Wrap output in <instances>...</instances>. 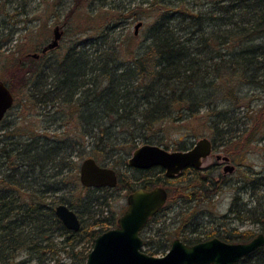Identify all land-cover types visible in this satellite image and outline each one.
I'll return each mask as SVG.
<instances>
[{
  "label": "trees",
  "instance_id": "trees-1",
  "mask_svg": "<svg viewBox=\"0 0 264 264\" xmlns=\"http://www.w3.org/2000/svg\"><path fill=\"white\" fill-rule=\"evenodd\" d=\"M85 1L73 0L66 11V28L74 29V37L64 51L54 55L55 48L42 53V46H34L39 54L35 59L28 55L29 46L8 50L5 68L11 76L1 81L13 94V104L42 116L50 113L55 130L51 135L18 129L11 133L7 127L9 134L0 139V264H84L94 238L116 226L118 217L102 209L109 206L107 192L114 189L130 193L175 183V190H167V201L180 198L189 204L207 198L218 184L200 168H185L173 178L160 167L133 170L138 176L128 179L120 172L122 166L129 168L127 160L137 144L164 145L169 129L180 121L204 110L213 149L222 147L226 154L237 151L233 149L242 141L252 142L264 125L263 103L231 130L233 115L240 107L248 109L255 98L241 93V87L258 89L264 84V0H198V8L197 2L155 0L153 21L140 44L132 36L110 38L108 12L81 14ZM28 14L24 0H0V49L12 40L13 29L7 26ZM247 117L254 126L249 131L244 127L243 140L236 130L248 124ZM188 133L190 139L200 136L195 129ZM182 143L176 149H185ZM86 158L114 168L116 185L82 186L78 168ZM261 171L242 177L230 207L238 216V193L249 192L255 205L247 207L246 202L243 211L258 226L257 232L201 236L181 222L171 229H151L149 236L141 237L142 250L157 256L175 238L191 245L212 237L247 242L264 234V168ZM59 192L57 200L51 199ZM60 203L80 220L88 215L90 223L81 224L78 231L66 229L54 214ZM162 210L147 221L140 236ZM235 264H264V245Z\"/></svg>",
  "mask_w": 264,
  "mask_h": 264
},
{
  "label": "rangeland",
  "instance_id": "rangeland-1",
  "mask_svg": "<svg viewBox=\"0 0 264 264\" xmlns=\"http://www.w3.org/2000/svg\"><path fill=\"white\" fill-rule=\"evenodd\" d=\"M43 1L44 0H24L29 14L26 17L25 15L17 16L15 20L19 21L15 25L10 24L7 26L13 29V33L11 34L12 40L8 43H4L5 40H7L4 36V44L0 49V80L2 78H9L11 76L9 70L5 68L6 59L10 56V52L8 51L9 48H11V50H16L26 46L25 48L28 49L29 46L30 51L28 52V55L37 53L32 47H45L53 39L55 27H58L59 31L61 32V37L58 41V46L55 48V55L56 53L64 51L69 45V39L74 37V29L71 28L68 30L66 28L68 25L70 26V20H67L65 16L66 11L70 8L73 0H62V4L57 7L52 6V2L47 4ZM158 1L86 0L84 5L80 8V12L84 15L87 12H92L93 14L105 11L108 12L110 22L109 25L113 27V29H110L112 31V34L110 33V38H121V36L125 37L127 35L135 37V43L140 44L146 28L153 21L154 15L153 11L151 10L154 8V6H156L154 2ZM161 1L167 2L168 0ZM172 1L174 2L176 0ZM185 1L189 5L197 4L195 8H198V6L202 3V1L198 0ZM195 2L197 3L195 4ZM168 3L173 4L169 1ZM26 19H30V21L26 22ZM139 22H141V25L137 28L135 34V26ZM3 25L4 23L1 22L0 26L3 27ZM24 26L29 28L30 31L26 32V30L23 29ZM4 34H6V30ZM25 48H23V50ZM240 91L241 93H248L250 96H254L255 98L253 101H251V105L248 107V109L246 107H240L237 110V113L233 115L234 118H232L233 124L231 126V130L234 131L238 127L236 123L237 121L239 123L243 121L246 122V113L251 114L252 112L250 109L257 110L264 103V84H262V87H259L258 89L242 86ZM203 113L204 110H202L201 113L195 117L188 118L185 121H180L179 126L169 129L167 138L164 139V145L159 146L168 151H175L178 150L176 149L177 145H182V142H186V148L182 150H187L190 149L194 143L201 138L206 137L211 140L210 129L208 128L207 123L204 121ZM254 113L255 112L252 114ZM49 115L50 113L42 116L36 111L30 112L27 107L24 108L20 104L15 103L6 112L4 118L1 121L0 139L5 138L6 133L9 134L8 130L13 133L16 129H18L19 131H17L20 133L32 132L36 134H42L45 132L47 135H51L55 130V125L51 124L53 122V118L51 115ZM248 120L249 121L247 125L242 126L240 124V129L236 130V133L241 135L243 140L247 137V131H249L250 128L254 126L253 120L252 122L249 118ZM245 126L247 131L244 129ZM7 127L10 128L7 130ZM194 129L198 130L200 136L196 139L187 138L186 134H189L188 131L192 133ZM255 135L256 138L253 139L252 142L251 140L248 141V143L242 141L241 144L234 147L233 150L237 151L232 150L233 154H226L222 151V147H216V149H213L211 154L202 160L201 169H203V174L208 173L210 179L218 184L215 185L216 190L211 192L209 196L202 201H193L189 204H183V201L180 200V198H177L176 200L169 199L166 202L164 209L157 215L156 219L152 221L154 223L149 225L148 228L143 231L141 237L145 238V236H149L151 229H155L157 227H161V229L163 227H167L166 229H171L178 226L181 222L187 223L184 226V229L189 230L194 228L196 230L195 233H200L201 236L215 233L223 234L228 231L240 232L251 230L252 232H257L258 226L253 224L251 222L250 216L245 214L243 211L244 203H248L247 207H253L255 205V200L253 202L250 201L249 192L242 193L241 195L238 193V196L241 198V201H239L235 207L238 212V216H234V214L230 212L232 201L238 190L237 187L242 185V177L244 175L250 176L255 173H261V170L264 168V125L259 127ZM249 137L250 136H248V138ZM141 145L142 144H137V147ZM136 148L131 151V154ZM217 156H228L229 161L227 163H221V161L216 159ZM81 161L82 160L79 161V165ZM226 164L234 167L232 172H224L223 168ZM1 170L2 168H0V172ZM120 172L123 174L125 179H128V177L133 175L138 176L133 172V169L126 168L124 166L121 167ZM163 186L167 190H175L174 188L177 185L174 183L172 185ZM260 192L262 193V191ZM128 193L129 192L125 189H114L107 192L110 202L108 207L102 208L104 211L103 214H106L105 211L109 210L119 217L126 209V198ZM59 195H61L60 192L51 195V199L56 198L57 200ZM80 222L83 224V226H87V224L90 223L88 215L83 214L81 216ZM59 240H61V238L57 237L56 241L58 242ZM167 251L168 250H166L164 253L158 254L157 256H162ZM22 255V257H25L24 254ZM62 255L64 254L62 253Z\"/></svg>",
  "mask_w": 264,
  "mask_h": 264
},
{
  "label": "water",
  "instance_id": "water-1",
  "mask_svg": "<svg viewBox=\"0 0 264 264\" xmlns=\"http://www.w3.org/2000/svg\"><path fill=\"white\" fill-rule=\"evenodd\" d=\"M141 22L135 26V34ZM61 32L54 29L53 39L42 48L46 53L58 46ZM37 59L38 53L30 54ZM14 97L0 80V123L6 112L13 106ZM212 152L211 140L204 137L187 150L168 151L159 145L143 144L137 147L127 160L129 167L149 169L160 166L167 178H173L188 167L200 168L202 160ZM219 158V156H217ZM227 161V157H223ZM233 166L226 164L224 172H232ZM82 186L112 188L117 183L114 168L98 164L93 158L83 159L78 169ZM168 194L162 185L150 189L138 188L126 198V209L117 218L116 226L98 234L84 264H235L264 245V234L259 233L247 242H226L218 237L187 245L174 239L168 251L162 256H153L142 250L143 240L140 231L148 219L154 216L166 203ZM55 216L63 226L72 231L81 227L76 212L66 204L54 207Z\"/></svg>",
  "mask_w": 264,
  "mask_h": 264
},
{
  "label": "flooded vegetation",
  "instance_id": "flooded-vegetation-1",
  "mask_svg": "<svg viewBox=\"0 0 264 264\" xmlns=\"http://www.w3.org/2000/svg\"><path fill=\"white\" fill-rule=\"evenodd\" d=\"M211 145H212V150H213V143H212V141H211ZM226 157L228 158L227 161L223 160V159H222L223 157H219V158H216V159H217L218 161H221V163H227V162L229 161V157H228V156H226ZM221 159H222L223 161H222ZM159 167H160V166H153V167H151V168H149V169H138V168H133V167H129V168H131V169H133V170H138V171H147V170H151V169L159 168ZM201 167H202V166H201ZM201 167H200V169H201ZM160 168H161V167H160ZM202 171H203V169H202ZM163 172H164V170H163ZM164 175H165V174H164ZM155 186H156V185H155ZM162 186H163V185H162ZM151 188H152V187H151ZM137 189H138V188H137ZM142 189H143V188H142ZM149 189H150V188H149ZM166 190H167V189H166ZM133 191H134V190H133ZM128 194H129V193H128ZM167 194H168V192H167ZM167 198H168V197H167ZM166 202H167V200H166ZM165 204H166V203H165ZM164 206H165V205H164ZM164 206H163L160 210H162V209L164 208ZM160 210H159V211H160ZM159 211H158V212H159ZM158 212H157V213H158ZM157 213H156V214H157ZM152 217H153V216H152ZM149 219H150V218H149ZM149 219H148V220H149ZM145 225H146V224H145ZM143 228H144V227H143ZM143 228H142V229H143ZM175 239H176V238H175ZM178 239H179V238H178ZM208 239H210V238H208ZM206 240H207V239H206ZM172 241H173V240H172ZM181 241H182V240H181ZM203 241H204V240H203ZM182 242H183V241H182ZM185 244H186V243H185ZM194 244H195V243H194ZM187 245H190V244H187ZM191 245H192V244H191ZM142 248H143V246H142Z\"/></svg>",
  "mask_w": 264,
  "mask_h": 264
}]
</instances>
